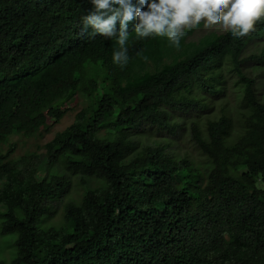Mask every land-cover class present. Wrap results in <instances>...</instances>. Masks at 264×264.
<instances>
[{
	"label": "trees",
	"instance_id": "1",
	"mask_svg": "<svg viewBox=\"0 0 264 264\" xmlns=\"http://www.w3.org/2000/svg\"><path fill=\"white\" fill-rule=\"evenodd\" d=\"M91 8L0 0V144L41 137L76 96L83 102L43 153L0 145V235L15 248L0 264H264V17L239 38L229 30L192 41L200 24L185 28L178 49L129 27L121 67L114 39L83 29ZM253 38L263 46L241 56ZM224 70L239 87L234 114L201 122L208 98L225 91ZM177 113L203 163L169 141L146 143L177 137ZM62 201L52 221L51 203Z\"/></svg>",
	"mask_w": 264,
	"mask_h": 264
},
{
	"label": "clouds",
	"instance_id": "2",
	"mask_svg": "<svg viewBox=\"0 0 264 264\" xmlns=\"http://www.w3.org/2000/svg\"><path fill=\"white\" fill-rule=\"evenodd\" d=\"M92 8L82 16V27L91 37L97 35L114 39L119 47L112 53L113 63L123 67L129 62L127 42L130 34L137 39L164 37L169 45L179 48L185 28L220 25L235 38L255 31V22L264 17V0H89ZM117 22L119 27L117 28ZM129 27L132 32H129ZM194 29V33L198 30ZM193 33V34H194ZM192 34V35H193ZM189 36L187 40L197 41ZM263 38V37H262ZM253 38L244 44L260 43ZM163 132L156 136H162Z\"/></svg>",
	"mask_w": 264,
	"mask_h": 264
},
{
	"label": "rangeland",
	"instance_id": "3",
	"mask_svg": "<svg viewBox=\"0 0 264 264\" xmlns=\"http://www.w3.org/2000/svg\"><path fill=\"white\" fill-rule=\"evenodd\" d=\"M197 29L198 30L196 31V33L192 35L191 38L196 39L212 31L224 32L226 30L220 25L205 26V24ZM262 46L263 43L252 42L247 46L245 50V54L251 53L253 51H259ZM246 72L254 76L256 70L255 69L252 71L246 70ZM223 75L227 79L225 91L223 94H221L218 97L208 98L210 104L208 109L204 111L203 115H201V117L199 118L201 122L205 120L206 117L205 114L219 116L223 109H225V111H230L234 114V109H233L234 105L236 104L238 98L240 97L239 87L236 86L234 83L235 80L234 74H231L230 72L224 70ZM261 79H262L261 77L257 79L259 85L257 88V95L260 97L261 100L264 101V81L262 82ZM73 101H74L73 109L67 110L64 116L61 118V120L58 123L53 124L48 131L43 132V135L41 137H36L35 135H33L31 137L24 138L23 136L14 135L9 138L6 144L5 143L0 144L3 147V151L7 150L11 144L16 143L17 145L15 147V150L11 155L17 156L18 154H22V153L30 154L32 152H36L38 154L43 153L44 148L42 147V144L52 139L56 132L68 126L70 123H72L75 117V113L78 110H80L83 104L81 96H76L73 99ZM173 117L175 121L182 124V128L179 130L181 133L177 137H172L167 133H165L157 138H153V139L148 138V137H152L153 135H156L153 134L146 137L145 139L146 143H149L154 139L156 141H169L170 149H172L178 155L181 156L184 152H186L189 155H191L193 158H195L196 161L203 163V161L201 160L202 157L199 155L198 150L192 144V141L190 139V134L188 130L189 129L188 118L179 113L174 114ZM71 181H73L70 187L71 193L72 195L74 194L75 196H77L79 192H82V187H80L79 184H77V180L75 178H72ZM66 199H68V193L64 195V200ZM63 203L64 201L59 203L56 202L51 203V205L56 208L55 213L53 215L54 220L52 221L57 222L62 218ZM14 252H15V248L14 246L10 245V242L8 241V236L0 235V258H3L5 261H9L14 255Z\"/></svg>",
	"mask_w": 264,
	"mask_h": 264
}]
</instances>
